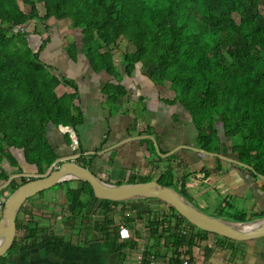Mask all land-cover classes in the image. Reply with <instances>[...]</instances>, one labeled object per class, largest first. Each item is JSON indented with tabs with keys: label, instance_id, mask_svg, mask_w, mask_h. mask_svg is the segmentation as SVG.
<instances>
[{
	"label": "trees",
	"instance_id": "1",
	"mask_svg": "<svg viewBox=\"0 0 264 264\" xmlns=\"http://www.w3.org/2000/svg\"><path fill=\"white\" fill-rule=\"evenodd\" d=\"M27 2L30 4L29 12L23 9L20 0H0V186L10 177L2 167L5 158L12 167H18V172L23 171L14 156L15 149L22 152L28 164L36 165L43 174L58 158L48 140L49 124L70 126L77 132V127L83 122L82 110L72 103L73 96H59L56 92L59 84L74 86V81L63 77L57 68L42 59V53L51 42L52 19H70L71 28L81 29L79 40L77 37L65 44V49L76 61L78 43H82L83 53L96 72L105 71L120 80L124 74L133 75L137 67L154 65L151 80L163 88L166 82L170 83L171 99L167 102L180 103L190 112L199 131L197 140L200 147L222 153L221 139L224 135L233 142L232 153L247 165L243 167L255 176H264V0ZM38 3L43 7V14ZM28 22L32 25L27 26ZM19 26L29 28L23 32ZM30 35L42 36L39 45L30 44ZM122 41L132 45L133 49L125 52L118 63L114 52ZM104 92L109 104H115L119 97L127 94L123 85L112 83L106 85ZM218 123L222 124L221 128ZM173 157L174 154L167 159ZM83 158L78 162L90 167ZM216 161L215 171L219 172L222 158L216 157ZM176 170L168 165L158 181L175 189L178 186V191L195 204L188 197L183 183L181 189L179 186L190 172L185 171L178 177L179 170L175 173ZM28 179L25 176L12 179L11 192ZM150 180L153 177L139 179L132 176L128 183ZM72 183L75 186H70ZM57 185L67 187L68 206L64 212L73 217L83 211L107 213L112 210L111 205L130 206L131 202L144 200L100 199L94 195L90 184L82 180L64 181ZM85 185L91 189L86 200L82 199ZM150 199L158 200L168 210L163 216L154 214L151 225H165L168 220H174L175 224L167 227L175 249L174 261L177 262L178 250L184 245L188 247L186 253L189 258H192L190 250L193 246L199 240H207L211 234L216 244L219 241L232 246L236 243L197 228L174 207L159 199L147 198ZM234 219L245 220L242 216ZM185 223L190 226L188 231L184 228ZM17 228L32 236L39 231L36 227L22 225L18 219ZM158 228L153 231V236L158 234ZM168 230L164 228L165 232ZM213 249L212 246L206 247V253Z\"/></svg>",
	"mask_w": 264,
	"mask_h": 264
},
{
	"label": "crops",
	"instance_id": "2",
	"mask_svg": "<svg viewBox=\"0 0 264 264\" xmlns=\"http://www.w3.org/2000/svg\"><path fill=\"white\" fill-rule=\"evenodd\" d=\"M52 20L50 23L54 26L50 29L51 42L42 53V59L57 68L63 77L74 81V86L59 84L56 92L59 96L72 95V103L83 113V122L77 127L78 147H75L71 133L65 126L49 124L48 140L58 158L82 155L91 170L100 173L97 175L118 184H124L122 181L132 176L155 175V180H158L162 171L170 165L179 170L178 177L185 171L190 172L180 182V189L184 185L189 193L211 181L217 193L220 191L227 196L245 198L248 190L251 192L252 212L255 215L248 220L264 216V176L250 175L233 158H226L231 162L228 167L225 166V158L217 155H223L227 147L222 139V153L215 154L200 147L197 140L199 131L190 112L180 103L167 102L171 96H165L163 90L166 88L151 80L152 71L148 73L145 70L147 68L137 67L133 75L124 74L120 80L108 72H96L83 53L82 43H78V59L74 61L64 46L67 44L65 35L72 34L70 22ZM74 30L77 32L78 28ZM81 35L77 33L75 37ZM40 42L39 37L31 41L35 46ZM109 83L123 85L127 90V94L119 97L115 104H109L106 100L104 89ZM172 154L174 157L167 159ZM14 156L23 171L18 172V167H14L13 175L7 171L9 179L21 175L29 178L39 172L36 165L27 163L21 151L15 149ZM216 157L222 158V169L219 172L215 171ZM180 164L184 167H179ZM206 173L209 175L206 176ZM48 191L47 194L29 198L17 217L22 225L36 227L39 231L32 236L17 228L13 246L16 242L18 244L13 250L11 247L0 264H136L141 255L146 259L147 251L152 250L164 264H177L183 256L189 257L186 253L188 247L184 245L178 250L177 262L174 261L175 249L171 232L167 228L175 224L174 220H168L165 225L150 224L154 214L163 216L168 213L162 203L158 205L152 199H144L130 203L137 210L118 204L111 205L112 210L107 213L83 211L73 217L64 212L68 202L64 200L66 196L62 189L52 187ZM90 194L84 192L82 199L86 200ZM200 196L201 193L196 191L194 198ZM227 206L225 204L223 208ZM125 212H130V216L126 217ZM235 216L240 215L222 219L246 220L244 216L245 220H235ZM157 226L158 234L153 236ZM124 227L130 235L128 238L120 234ZM164 228L168 231L165 232ZM219 242L216 244L213 234L207 240H199L190 250L191 259L205 264H264V237L236 241L233 246L228 242ZM210 246L214 249L206 253V247Z\"/></svg>",
	"mask_w": 264,
	"mask_h": 264
},
{
	"label": "water",
	"instance_id": "3",
	"mask_svg": "<svg viewBox=\"0 0 264 264\" xmlns=\"http://www.w3.org/2000/svg\"><path fill=\"white\" fill-rule=\"evenodd\" d=\"M217 155L222 156L220 154ZM232 160L241 165L243 164L238 160ZM56 162H60V165L54 169L50 167L43 174H33L26 183L19 186L6 200L0 220V258L14 244L17 233V217L21 206L29 198L40 192L48 190L60 182L71 180H82L89 183L94 195L100 199L112 201L159 199L174 207L197 228L233 241L244 242L264 237V216L245 221L225 220L207 214L177 189L163 185L158 180L153 179L146 182L124 184L111 183L100 178L90 167L84 166L69 157L58 158Z\"/></svg>",
	"mask_w": 264,
	"mask_h": 264
},
{
	"label": "rangeland",
	"instance_id": "4",
	"mask_svg": "<svg viewBox=\"0 0 264 264\" xmlns=\"http://www.w3.org/2000/svg\"><path fill=\"white\" fill-rule=\"evenodd\" d=\"M20 3H21V5H22V7H23V9H25L26 11H30V4L27 2V0L26 1H24V0H20ZM38 6H39V8H40V10H41V12H42V14L44 13V10H43V7H42V5L40 4V3H38ZM53 21V20H52ZM51 21V22H52ZM63 21V20H62ZM66 21L69 23V22H71L70 21V19H66ZM55 23V22H54ZM32 25V22H28L27 23V26H31ZM53 26H54V24H52ZM27 28V30H28V28L29 27H26ZM66 28H68V27H66ZM66 28H64V29H66ZM69 29V28H68ZM74 30V29H73ZM72 30V34H67V35H65V39H66V42L68 43L69 41H72V40H75L76 39V34L78 33H80L79 32V28H78V31L76 32L75 30L73 31ZM69 31H70V29H69ZM31 37H30V44L31 45H33L32 43H31V41H33L34 39L36 40L37 39V37H39V38H41L42 39V36L41 35H35V36H33V35H30ZM37 36V37H36ZM78 40H79V36H78ZM133 49V46L132 45H130V44H128L127 42H121V44H120V47L115 51V56H114V58H115V60H117V62L118 61H120L121 59H122V57L124 56V54H125V52H127V51H130V50H132ZM47 52V51H46ZM154 65H152V66H150V67H148L147 69H145L146 70V72H151L153 69H154ZM166 87V89H164L163 90V94L165 95V96H167V97H170L171 96V92H170V83L169 82H166V85H165ZM218 125H219V127H222V124L221 123H218ZM73 128L72 127H70V126H66V130L68 131V132H70L71 133V137H72V134L74 133L75 134V136L77 137V139H78V133L76 132L75 133V131H72L71 132V130H72ZM221 132H222V130H221ZM222 135H223V132H222ZM222 140H223V142L225 143V144H227L226 146H228V149H227V151L225 152V153H223V157L224 156H229V157H231V158H235V159H238L233 153H232V147H233V142H232V140H230V138H228V137H225L224 135L222 136ZM72 141L74 142V140H73V137H72ZM237 141V140H236ZM159 154H160V152H158ZM82 157V155L80 156V155H71V156H69V158H71V159H73V160H75V161H78V159L79 158H81ZM58 159V158H57ZM56 159V160H57ZM224 164H225V166H227L228 167V165H230V162L231 161H228V160H226V159H224ZM244 164V163H243ZM241 165L242 167L243 166H247L246 164H244V165ZM60 164H59V162H56L55 161V163L53 164V166L54 167H56V166H59ZM2 166L4 167H6L5 169L9 172V173H11V175H13V171L15 170V168L14 167H12L11 165H10V163H9V161L5 158L4 160H3V162H2ZM240 170H242L243 172L245 171V170H243V169H240ZM48 171V170H47ZM96 171V170H95ZM175 173L177 172V170L176 171H174ZM246 172H248L250 175H253V174H251L249 171H246ZM35 174H41V173H39V172H37V173H35ZM96 174H100V173H98V171H96ZM248 174V175H249ZM99 177H100V175H99ZM148 177H153V179H155V175L154 176H148ZM18 179H20V176H18L17 177ZM139 179H142V178H144V177H138ZM13 179H15V178H13ZM128 180H123L122 182L123 183H126ZM216 181V180H215ZM60 183H63V182H60ZM73 184V185H72ZM70 186H75V184L74 183H72ZM65 185V184H64ZM212 184H211V181L209 182V181H207V183L204 185V186H201V187H199L196 191H199L200 193H201V196L200 197H198V198H194V195H195V190H193V191H191V192H189L188 193V197L196 204V205H198L201 209H203V211L204 212H206L207 214H209V215H214V216H220L221 218H227V219H230V218H232V216L233 215H235V214H239L240 216H244V217H246V220H248V218L250 217V216H255L254 214H253V212H252V196H251V192L250 191H248L247 190V195H246V197L245 198H241V197H237V196H235V195H231V196H227L225 193H223V192H216V190H214L213 189V185L211 186ZM53 188L54 189H62V191L64 192V194H65V192H66V189H67V187L66 186H61L60 187V185H55V186H53ZM177 188L179 189V187L177 186ZM177 189V190H178ZM83 191L85 192V193H91V189L89 188V186L88 185H85L84 186V188H83ZM49 191L47 190H45V192L44 193H48ZM246 198H248V199H246ZM31 199V198H30ZM87 199V198H86ZM64 200L65 201H67L65 198H64ZM31 201V200H30ZM65 201L63 202V203H65ZM153 202H155L156 204H158V205H160L161 204V202H159L158 200H153ZM225 204H228V206L227 207H225V208H223L224 206H225ZM165 206V205H164ZM254 219H257V218H254Z\"/></svg>",
	"mask_w": 264,
	"mask_h": 264
},
{
	"label": "built area",
	"instance_id": "5",
	"mask_svg": "<svg viewBox=\"0 0 264 264\" xmlns=\"http://www.w3.org/2000/svg\"><path fill=\"white\" fill-rule=\"evenodd\" d=\"M18 29H20L23 32L25 30H27L26 26H19ZM72 131L73 130H71V132ZM72 137H73V140L75 143V147H78L79 146V140L77 139V137L75 136L74 133L72 134ZM100 178H102V177H100ZM11 180L12 179H9L8 181L4 182L0 186V215L3 213L5 202L11 194V184H10ZM124 214L126 217L130 216V212H125ZM184 228L186 229V231H188L190 229V226L187 223H185ZM184 228H182V232H185ZM125 231H126V234H125ZM120 234L124 238L130 237L129 233H127V228H125V227L121 228ZM136 264H164V262L163 261L160 262L158 256L155 254V252L151 251L147 255L146 259L144 258V256L141 255ZM177 264H205V263H203L199 260H196V259H191L187 256H185V257L183 256L182 259L180 260V262Z\"/></svg>",
	"mask_w": 264,
	"mask_h": 264
},
{
	"label": "flooded vegetation",
	"instance_id": "6",
	"mask_svg": "<svg viewBox=\"0 0 264 264\" xmlns=\"http://www.w3.org/2000/svg\"><path fill=\"white\" fill-rule=\"evenodd\" d=\"M227 148H228V146H227ZM227 151V150H226ZM226 157H228V158H231V157H229V156H226ZM225 158V157H224ZM226 159V158H225ZM233 159H235V158H233ZM235 160H237V159H235ZM239 161V160H238Z\"/></svg>",
	"mask_w": 264,
	"mask_h": 264
},
{
	"label": "clouds",
	"instance_id": "7",
	"mask_svg": "<svg viewBox=\"0 0 264 264\" xmlns=\"http://www.w3.org/2000/svg\"><path fill=\"white\" fill-rule=\"evenodd\" d=\"M51 168H53V167H51ZM55 168V167H54ZM13 193V192H12Z\"/></svg>",
	"mask_w": 264,
	"mask_h": 264
}]
</instances>
